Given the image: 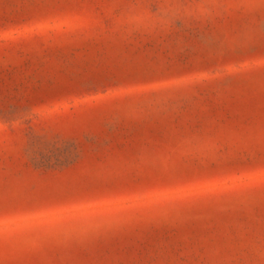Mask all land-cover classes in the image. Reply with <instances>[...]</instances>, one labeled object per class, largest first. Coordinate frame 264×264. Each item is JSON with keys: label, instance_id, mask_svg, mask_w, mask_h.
Wrapping results in <instances>:
<instances>
[{"label": "rangeland", "instance_id": "rangeland-1", "mask_svg": "<svg viewBox=\"0 0 264 264\" xmlns=\"http://www.w3.org/2000/svg\"><path fill=\"white\" fill-rule=\"evenodd\" d=\"M0 264H264V0H0Z\"/></svg>", "mask_w": 264, "mask_h": 264}]
</instances>
